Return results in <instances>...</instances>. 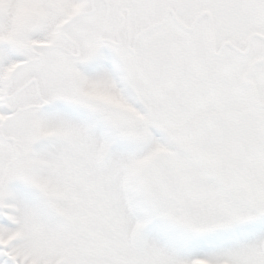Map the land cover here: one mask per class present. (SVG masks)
Returning <instances> with one entry per match:
<instances>
[{
	"label": "snow or ice",
	"instance_id": "snow-or-ice-1",
	"mask_svg": "<svg viewBox=\"0 0 264 264\" xmlns=\"http://www.w3.org/2000/svg\"><path fill=\"white\" fill-rule=\"evenodd\" d=\"M0 264H264V0H0Z\"/></svg>",
	"mask_w": 264,
	"mask_h": 264
}]
</instances>
